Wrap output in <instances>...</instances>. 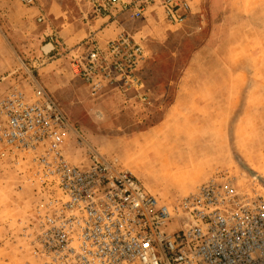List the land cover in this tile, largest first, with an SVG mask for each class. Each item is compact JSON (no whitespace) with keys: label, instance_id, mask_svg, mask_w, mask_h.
Masks as SVG:
<instances>
[{"label":"built area","instance_id":"1","mask_svg":"<svg viewBox=\"0 0 264 264\" xmlns=\"http://www.w3.org/2000/svg\"><path fill=\"white\" fill-rule=\"evenodd\" d=\"M89 1L93 13L114 19L116 11L140 18L154 7L175 24L194 14L192 0ZM46 19L42 10L39 20ZM63 51L93 96L107 84L123 91L143 84L137 73L149 50L128 32L106 43L90 36ZM105 117L95 103L92 120ZM77 134L33 69L0 73V175L28 190L18 264H264L262 179L241 184L231 171L218 170L165 201L93 146L73 160Z\"/></svg>","mask_w":264,"mask_h":264},{"label":"rangeland","instance_id":"2","mask_svg":"<svg viewBox=\"0 0 264 264\" xmlns=\"http://www.w3.org/2000/svg\"><path fill=\"white\" fill-rule=\"evenodd\" d=\"M192 1L188 23H171L154 7L147 32H128L149 50L137 73L143 84L124 91L107 84L93 96L48 17L39 20L42 10L0 0V72L34 70L78 131L73 160L93 146L165 201L218 170L241 184L264 181V0ZM95 103L106 114L101 122L91 118ZM27 204L28 190L0 175V264L21 260L17 235Z\"/></svg>","mask_w":264,"mask_h":264},{"label":"crops","instance_id":"3","mask_svg":"<svg viewBox=\"0 0 264 264\" xmlns=\"http://www.w3.org/2000/svg\"><path fill=\"white\" fill-rule=\"evenodd\" d=\"M37 8L38 11L46 10L48 23L54 26V35L58 37L56 41L61 44V49L65 48L64 44L71 47L90 36L106 43L121 33L133 30L144 33L148 31L150 23L156 22V18L151 19L154 16L152 9L146 11L144 16L148 17L143 20L144 16L136 18L128 11H116L117 18L114 19L110 14L99 16L93 13L92 5L83 0H40ZM49 44H53V41L46 45Z\"/></svg>","mask_w":264,"mask_h":264}]
</instances>
